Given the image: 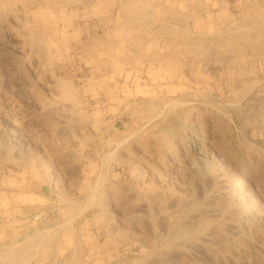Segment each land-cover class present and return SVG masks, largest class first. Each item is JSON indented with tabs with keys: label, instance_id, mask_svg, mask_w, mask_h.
I'll return each instance as SVG.
<instances>
[{
	"label": "rangeland",
	"instance_id": "1",
	"mask_svg": "<svg viewBox=\"0 0 264 264\" xmlns=\"http://www.w3.org/2000/svg\"><path fill=\"white\" fill-rule=\"evenodd\" d=\"M239 1L0 0V264L34 238L11 264H264V6Z\"/></svg>",
	"mask_w": 264,
	"mask_h": 264
},
{
	"label": "bare ground",
	"instance_id": "2",
	"mask_svg": "<svg viewBox=\"0 0 264 264\" xmlns=\"http://www.w3.org/2000/svg\"><path fill=\"white\" fill-rule=\"evenodd\" d=\"M32 1H33V0H32ZM55 1H56V0H55ZM67 1H69V0H67ZM70 1H71V0H70ZM143 2H144V1H143ZM197 2H198V1H197ZM74 3H75V2H74ZM126 3H127V2H126ZM128 3H129V2H128ZM131 3H132V2H131ZM38 4H39V3H38ZM133 4H134V3H133ZM135 4H136V3H135ZM148 4H149V3H148ZM150 4H151V2H150ZM178 4H179V3H178ZM131 5H132V4H131ZM140 5H141V3H140ZM125 6H126V5H125ZM128 6H129V4H128ZM133 6H135V5H132V7H133ZM137 6H139V5H137ZM142 6H144V5H142ZM145 6H146V5H145ZM148 6H149V5H148ZM130 7H131V6H130ZM180 7H181V6H180ZM185 7H186V6H185ZM122 8H123V7H122ZM133 8H134V7H133ZM133 8H130V10H127V9H129V8L127 7V8H126V12H127V11H130V12H128V13H133L132 11L137 10V9H136L137 7H136L135 9H133ZM140 8H141V6H140ZM142 8H143V7H142ZM150 8H151V7H150ZM144 9H145V8H144ZM184 9H185V8H184ZM138 10H139V7H138ZM138 10H137V11H138ZM148 10H149V9H148ZM122 11H123V10H122ZM137 11H136V12H137ZM141 11L144 12V10H139V12H141ZM134 12H135V11H134ZM136 12H135V13H136ZM139 12H138V13H139ZM149 12H150V11H149ZM179 13H180V11H179ZM184 13H185V12H184ZM124 14H125V11H124ZM133 14H134V13H133ZM140 14L143 15V13H140ZM144 14H145V13H144ZM149 14H151V13H149ZM181 14H183V13H181ZM49 15H50V14H49ZM64 15H65V14H64ZM125 15L127 16V14H125ZM141 15H139L138 17H140ZM183 15H184V14H183ZM189 15H190V14H189ZM128 16H129V15H128ZM132 16H133V15H132ZM136 16H137V15H135L134 17H136ZM146 16H147V15H146ZM146 16H145V17H146ZM150 16H151V15H150ZM173 16H174V15H173ZM186 16L188 17V15H186ZM186 16H185V17H186ZM191 16H192V15H191ZM69 17H70V16H69ZM138 17H137V18H138ZM151 17H152V16H151ZM153 17H154V16H153ZM195 17H196V16H195ZM198 17H199V15H198ZM200 17H201V16H200ZM58 18H59V17H58ZM130 18H131V14H130ZM146 18H147V17H146ZM172 18H173V17H172ZM174 18H175V16H174ZM190 18H193V17H190ZM128 19H129V18H128ZM132 19H133V18H132ZM132 19H131V20H132ZM143 19H144V17H143V18H139L138 20H141V21H142ZM149 19H150V17H149ZM149 19H148V21L150 22ZM152 19H153V18H152ZM152 19H151V20H152ZM176 19H177V17H176ZM182 19H183V18H182ZM197 19H198V18H197ZM231 19H232V18H231ZM129 20H130V19H129ZM131 20H130V21H131ZM56 21H57V20H56ZM120 21H121V20H120ZM125 21H126V20H125ZM141 21H140V22H141ZM163 21H164V20H163ZM167 21H168V19H167ZM68 22H70V21H68ZM121 22H122V21H121ZM126 22H127V21H126ZM137 22H138V21H137ZM140 22H139V23H140ZM142 22H143V21H142ZM142 22H141L140 24H143ZM164 22H165V21H164ZM182 22H183V21H182ZM187 22H188V21H187ZM132 23H133V22H132ZM134 23H135V22H134ZM165 23H166V22H165ZM170 23H171V22H169V24H170ZM120 24H121V23H120ZM149 24H150V23H149ZM183 24H184V23H183ZM130 25H131V24H130ZM132 25H133V24H132ZM132 25H131V26H132ZM144 25H145V23H144ZM164 25H165V24H164ZM135 26H136V24H135ZM141 26H142V25H141ZM172 26H174V25H172ZM172 26H171V27H172ZM175 26H176V25H175ZM240 26H241V25H240ZM133 27H134V26H133ZM133 27H132V28H133ZM142 27H143V26H142ZM168 27H169V26H168ZM176 27H177V30H178V26H176ZM236 27H237V26H236ZM157 28H158V27H157ZM162 28H163V26H162L160 29H162ZM165 28L167 29V27H165ZM152 29H153V28H152ZM166 29H165V30H166ZM173 29H174V28H173ZM230 29L232 30V28H230ZM245 29H246V28H245ZM103 30H104V29H103ZM148 30H150V28H148ZM168 30H170V27L168 28ZM168 30H167V31H168ZM175 30H176V29H175ZM175 30H174V31H175ZM182 30H183V28H182ZM242 30H243V29H242ZM151 31H152V30H151ZM170 31H171V30H170ZM213 31H214V30H213ZM235 31H236V30H235ZM163 32H164V30H163ZM165 32H166V31H165ZM180 32H181V29H180ZM244 32H245V31H244ZM55 33H56V31H55ZM161 33H162V32H161ZM161 33H160V35H161ZM174 33H175V32H174ZM185 33H186V32H185ZM157 34H158V33H157ZM171 34H173L172 31H171ZM175 34H176V33H175ZM187 34H188V33H187ZM167 35H168V32H167ZM169 35H170V32H169ZM177 35H179V34H178V33L176 34V37L178 38ZM189 35H190V34H189ZM221 35H222V34H221ZM141 36H142V35H141ZM145 36H146V35H145ZM201 36H202V35H201ZM254 36H255V35H254ZM170 37L172 38V36H170ZM174 37H175V35H174ZM174 37H173V38H174ZM189 37H190V36H189ZM33 38H34V37H33ZM173 38H172V40H173ZM177 38H176V39H177ZM186 38H188V37L186 36ZM195 38H197V37H195ZM225 38H227V37H225ZM163 39H164V38H163ZM183 39H184V38H182V40H183ZM212 39H213V38H212ZM255 39H256V38H255ZM132 40H133V39H132ZM174 40H175V39H174ZM174 40H173L172 42L177 41V40H175V41H174ZM184 40H185V39H184ZM191 40H192V39H191ZM223 40H224V39H223ZM192 41H193V40H192ZM170 42H171V41H170ZM152 43H153V42H152ZM176 43H177V42H176ZM183 43L185 44V42H183ZM183 43H179V45H181V44L183 45ZM190 43H191V42H190ZM200 43H201V42H200ZM222 43H223V42H222ZM154 44H155V43H154ZM172 44H173V43H172ZM223 44H224V43H223ZM102 45H103V44H102ZM176 45H178V43H177ZM179 45H178V46H179ZM190 45H191V44H190ZM192 45H193V44H192ZM110 46H111V45H110ZM188 46H189V44H188ZM179 47H180V46H179ZM181 47H182V46H181ZM193 47H195V46H193ZM196 47H197V46H196ZM35 48H36V47H35ZM35 48H34V49H35ZM100 48H101V47H100ZM112 48H113L112 46H111V48L109 47V49H112ZM175 48H176V47H175ZM177 48H178V47H177ZM186 48H187V47H186ZM186 48H185V49H186ZM188 48H190V47H188ZM197 48H198V47H197ZM41 49H42V48H41ZM109 49L107 48V50H109ZM113 49H114V48H113ZM136 49H137V48H136ZM86 50H87V49H86ZM167 50H168V49H167ZM178 50H179V49H178ZM96 51H97V50H96ZM111 51H112V50H111ZM111 51H110V52H111ZM141 51H142V50H141ZM188 51H189V50H188ZM194 51H195V50H194ZM261 52H262V51H261ZM154 56H155V55H154ZM182 56H183V55H182ZM169 57H170V56H169ZM152 58H153V57H152ZM131 59H132V58H131ZM148 60H149V59H148ZM96 62H97V61H96ZM102 62H103V61H102ZM104 63H105V62H104ZM63 97H64V96H63ZM161 105H162V104H161ZM158 108H159V106H158ZM153 112H154V111H153ZM148 114H149V113H148ZM166 114H167V113H166ZM154 115H155V114H154ZM149 116H150V115H149ZM53 125H54V124H53ZM172 129H173V127H172ZM154 188H155V187H154ZM152 192H153V191H151V193H152ZM149 193H150V192H149ZM78 206H79V205H78ZM81 208H82V207H81ZM78 209H79V208H78ZM83 209H84V208H83ZM203 211H204V210H203ZM79 212H80V211H79ZM81 212H82V211H81ZM207 212H208V211H207ZM207 212H206V213H207ZM77 214H78V212H77ZM214 214H215V213H214ZM79 215H81V214H79ZM77 216H78V215H77ZM77 216H75L74 219H75ZM209 216H210V215H209ZM68 217H69V216H68ZM200 217H201V215H200ZM207 217H208V216H207ZM69 218H70V217H69ZM74 219H73V220H74ZM66 222H67V221H66ZM47 232H48V231H47ZM35 233H36V232H35ZM48 233H49V232H48ZM35 235H36V234H35ZM41 236H42V235H41ZM36 237H37V236H36ZM48 237H49V235H48ZM38 238H39V237H38ZM52 238H53V237H52ZM56 238H57V237H56ZM34 239H35V238H34ZM34 239H31V240H29V242H26V243H28V244H26V246L21 247V248L17 247L18 249H15V251L13 250L14 252H16V253H15V257H16V258L14 257V255L12 256V254H10V255H11V256H10V257H11V260H12L13 258H15L16 260H20V261H18V262H21V261L23 260L24 263H26L27 261H29V260H30L29 258H31V255L28 256V255H29V252H30V249L33 248V247H37V246H35V244H34V246H33V242H35V241H33ZM46 239H47V237H46ZM48 239H49V238H48ZM24 240H25V239H24ZM35 240H36V239H35ZM48 241H49V240H48ZM37 242H38V241L36 240V244H37ZM46 242H47V241H46ZM39 243H40V242H39ZM39 243H38V244H39ZM43 243H45V242H43ZM39 245H40V244H39ZM39 245H38V246H39ZM41 245H43V244L41 243ZM32 246H33V247H32ZM37 248H38V247H37ZM37 248H35V249H37ZM42 249H43V248H42ZM9 250H11V249H9ZM45 250H46V249H45ZM11 251H12V250H11ZM35 251H36V250H35ZM42 251H43V250H42ZM5 252H6V251H5ZM6 253H7V252H6ZM11 253H12V252H11ZM32 253H33V252H32ZM34 254H35V253H34ZM46 254H47V253H46ZM5 255H6V254H5ZM32 255H33V254H32ZM42 256H43V255H42ZM27 257H29V258L26 259ZM0 258H1V257H0ZM6 258H9V257L6 256ZM25 259L27 260L26 262H25ZM8 260H9V259H8ZM16 260L13 261V262H11V263L16 262ZM1 261H2V260H1ZM23 261H22V262H23ZM4 262H5V261H4ZM9 262H10V261H9ZM9 262H6V263L8 264ZM22 262H21V263H22ZM29 262H30V261H29ZM11 263H9V264H11ZM24 263H23V264H24ZM19 264H20V263H19ZM28 264H29V263H28Z\"/></svg>",
	"mask_w": 264,
	"mask_h": 264
},
{
	"label": "crops",
	"instance_id": "3",
	"mask_svg": "<svg viewBox=\"0 0 264 264\" xmlns=\"http://www.w3.org/2000/svg\"><path fill=\"white\" fill-rule=\"evenodd\" d=\"M238 3H242L245 6L246 3H247V0H240ZM255 3L258 4L260 7H263L264 6V0H260V1L257 0Z\"/></svg>",
	"mask_w": 264,
	"mask_h": 264
}]
</instances>
